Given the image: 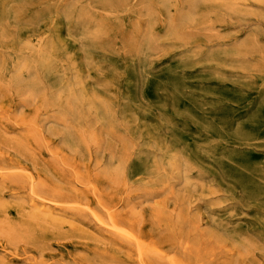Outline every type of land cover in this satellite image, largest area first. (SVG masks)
<instances>
[{
	"label": "rangeland",
	"instance_id": "374dc122",
	"mask_svg": "<svg viewBox=\"0 0 264 264\" xmlns=\"http://www.w3.org/2000/svg\"><path fill=\"white\" fill-rule=\"evenodd\" d=\"M0 264H264V0H0Z\"/></svg>",
	"mask_w": 264,
	"mask_h": 264
},
{
	"label": "bare ground",
	"instance_id": "6f19581e",
	"mask_svg": "<svg viewBox=\"0 0 264 264\" xmlns=\"http://www.w3.org/2000/svg\"><path fill=\"white\" fill-rule=\"evenodd\" d=\"M15 172V171H14ZM55 205V204H54ZM69 206V205H68ZM114 230V229H113ZM138 244V243H137ZM139 248V247H138Z\"/></svg>",
	"mask_w": 264,
	"mask_h": 264
}]
</instances>
